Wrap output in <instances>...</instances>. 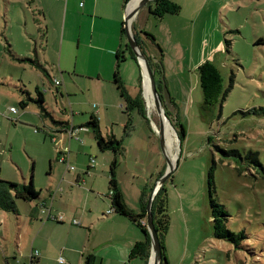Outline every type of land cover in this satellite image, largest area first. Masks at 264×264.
Masks as SVG:
<instances>
[{
    "label": "rangeland",
    "instance_id": "rangeland-1",
    "mask_svg": "<svg viewBox=\"0 0 264 264\" xmlns=\"http://www.w3.org/2000/svg\"><path fill=\"white\" fill-rule=\"evenodd\" d=\"M174 1L181 6L177 15H168L161 21L150 13L146 17L148 11L142 9L135 21V26L154 36L157 46L140 32L145 52L160 66L164 78L162 106L177 138L176 144L175 136L171 137L170 150L165 144L166 155L168 150L176 154L173 169L163 183L169 216L162 243L165 257L167 254L170 263L175 264H264V0ZM169 18L172 21H166ZM67 21V11L57 0H0V112L4 113L0 126L1 134L2 131L6 134V145L4 138L0 143V179L26 184L32 180L33 188L41 194L30 202L14 197L18 212L5 211V218L2 214L0 264H6L3 253L14 252L19 256L17 247L21 246L16 241L21 242L23 237L24 244L28 237L35 242L33 249L38 253L44 243L49 247L51 244L53 249L57 247L56 238L65 235L66 230L60 226L52 230L54 224L50 223L40 232V223L66 222H60L61 216L58 220H45L46 214L40 213L39 206L46 197L50 203V193L65 174L71 179L77 171L91 165L93 159L94 165L88 170L89 175L83 173V179L88 177L97 188L103 181L106 192L109 186L113 152L101 150L89 128L88 133H80L81 142H70L69 160L65 156L62 164L59 160L62 154L55 160L56 144L40 131H34L41 127L39 108L35 101L27 99V92L36 98V88L39 89L45 109L58 121L65 118L69 126L77 128L93 114L100 119L103 136L111 129L118 132L122 151L117 155V170L123 180L140 183L144 181L142 174L151 177L153 167L168 166L158 136V113L152 104L144 115L138 108L127 112L125 101L99 108L100 92L89 91L85 86L90 77L97 84L112 82L115 73L120 79L119 72L123 73V80L127 79L130 66L139 72L125 45L126 32L122 44L129 57L123 65L121 57L125 50L118 48L119 40L114 46L117 51L108 52L109 41L92 42L77 25L70 26ZM175 28L180 33L176 34ZM61 29L65 32L63 39ZM168 29H172V35H166ZM205 60L217 65L224 88H228L225 98L207 109L202 108L197 74L198 65ZM154 78L159 81V74ZM21 87L27 92L23 94ZM113 90L118 98L119 91ZM19 97L27 99V108L20 107ZM10 105L18 109L17 117L8 111ZM19 114L37 119L28 122L19 119ZM121 121L124 122L119 125ZM176 132L181 135L179 139ZM66 179L65 176L59 182L63 197L59 198L58 192L53 209L72 205L74 198L81 207L86 201L84 189L89 184H75L71 179V188L65 186ZM209 179L214 187L212 197L230 214L226 227L243 232L241 237H235L236 242L213 236ZM107 210L105 214H109ZM74 224L79 222L74 220ZM54 255L51 252L44 264H64L62 256L63 261L59 262L58 254ZM22 263L25 262L19 264Z\"/></svg>",
    "mask_w": 264,
    "mask_h": 264
},
{
    "label": "crops",
    "instance_id": "crops-1",
    "mask_svg": "<svg viewBox=\"0 0 264 264\" xmlns=\"http://www.w3.org/2000/svg\"><path fill=\"white\" fill-rule=\"evenodd\" d=\"M59 6L61 8L66 9L67 15H68V21L67 24L71 25H77L80 32H83L86 37L90 41H97L101 42L103 44H106L109 41L110 46H106V51L108 52H116L118 48H123L122 50H125L123 53V56L121 57V60L124 61L123 65L127 63L128 57L126 55V48L123 46L124 42V33L120 32V26L124 28V17L126 16L127 7L125 6L123 0H57ZM80 3H82L80 5ZM152 3V0L147 2L145 5H143L135 14L128 26V30L131 27V32L136 33L139 37H142L143 35L140 33L143 32V29H140L139 26H135V21L138 19L140 15V10L147 9L148 12H146V17H148L149 13V4ZM129 5V4H128ZM134 8V5L131 6L130 11ZM39 12V8H37ZM144 11V10H143ZM168 15H165L162 19H166ZM166 20L168 22L172 21ZM65 25V21L63 23V26ZM71 28V27H69ZM125 31V30H124ZM173 31H175L176 34L180 33L179 28H175ZM148 32V31H147ZM64 30L61 29V36L63 39L64 36ZM166 35H172V29H168ZM78 36H81L79 33ZM117 40H119L121 45L119 44L118 48H114L116 45ZM128 54V53H127ZM133 61V59H131ZM155 61V59L153 60ZM138 64L137 60L136 63ZM137 66V65H136ZM43 67V66H42ZM139 72L138 69L134 70L133 66H130V68L127 71V79H124L123 73L120 74L119 77L122 81V86L124 89V94L126 97V100H124L121 96L118 98L116 97V94L114 93L113 88L116 89L115 83L112 81L107 80L104 84H97L93 81V77H90L87 82H85L87 85L86 88L90 90H97L100 92L101 95V102L99 104V108L102 106L112 105L113 102H120L125 101L127 104V98L131 99L129 94L133 96V98L139 97L142 101V106L146 110L151 109L153 107V99L149 88L145 87V83L143 80V74H142V68L139 66ZM81 74V73H80ZM70 75V74H69ZM40 74H37V77L39 78ZM79 77L80 75H76ZM131 79V80H130ZM139 80V83L137 82ZM143 80V85H142ZM114 84L113 85L111 84ZM128 84L130 86H128ZM75 85L78 88L79 82L78 79H75ZM62 86L65 88L66 85L62 81ZM133 87V89H132ZM134 90V91H133ZM118 93V92H117ZM119 94V93H118ZM112 97V99H111ZM44 98V97H43ZM20 100H23V97H19L17 102L19 103ZM164 103V101H163ZM150 104L151 107H150ZM125 105V104H124ZM165 105V103H164ZM13 105H10L11 107ZM122 107V105H119ZM27 108V106L25 107ZM64 108H61L62 111ZM8 111L16 116L17 113H13L12 111ZM64 112V111H62ZM100 112V111H99ZM99 112L97 114H99ZM3 116L4 113L0 112V116ZM17 117V116H16ZM19 119L28 121V122H35L36 117H29V115L26 114H19ZM60 120L66 121L65 118H59ZM109 120V119H108ZM39 121L41 124V127L37 130L34 129L36 132L43 133L44 137H48L52 143L56 144L55 146V152H56V159L60 154H63L67 157L69 160L70 157V142L73 141H82L80 137L81 132H87L89 131V128L84 126V124H80L79 126H75L77 128L83 127L82 129H78L77 135L80 137L79 140H76L69 136L68 133L61 132L58 134L53 135L54 128L56 129L58 126H55L54 124H51L48 122L47 118H44L39 115ZM67 122V121H66ZM100 122V119H98V124ZM124 121H121L119 123L122 124ZM74 126V125H72ZM101 128V126H99ZM3 128V126H2ZM37 128V127H35ZM108 134L113 135L115 138L119 139L118 132L116 131H109ZM0 143L3 141L2 138L5 139L3 141L4 146L6 145V134L2 131L1 134V126H0ZM43 137V138H44ZM93 137V136H92ZM2 153V150H0V154ZM62 164L64 162L61 161ZM91 165H87L85 170L77 171L76 174L71 176V179L74 180L76 183H86L89 184V188L84 189L85 194V203L82 205L77 204V200L74 198L72 201L74 202L72 205H67L64 208L56 206L55 209H53L52 202L54 201L55 196L59 192V198H62V189L59 187V182L61 180H64V177L66 176V181H64L65 186L71 185L73 181H71L70 177L63 176L59 182L58 185L55 187L54 191L50 193V203L48 204L47 197L44 198L46 201L47 206L49 207L50 215L61 216L60 222H66L64 224H57L55 222L48 221L46 218H44L47 221H44L40 223V232L43 231L50 223L54 224L52 226V230L57 229V226L62 227L66 230V234L63 236H58L56 239V245L53 249L52 245L51 247L48 246L47 243H44L41 245L40 252L36 257L33 258L31 264H44L46 260H49L50 253L54 252L56 256H62L65 261L64 264H85L86 257L90 256L92 260V264H141L142 260L140 259H128L129 250L132 246V244L138 240L139 238H142V235L140 234L137 227L130 222V220L122 215L116 214V213H109L105 214V211L110 206L109 198L106 197V190L105 187L103 188V181L99 182V187L97 188L94 181H89V178L86 177L83 179V173L86 175H89L90 168L94 165V160L92 159L89 162ZM34 167V166H33ZM155 168L154 171H151V177L148 179V173L142 174L144 176V181L140 183H136L133 180H123V178L120 175V170L118 169L116 171L117 180H118V186L120 188V191L122 193V196L124 198V201L126 205L135 213H138L142 210V205L146 204L148 200V196L152 190V187L156 180V175L161 172V170H165V165L161 167L160 165L153 167ZM161 168V169H160ZM89 170V171H88ZM153 170V169H152ZM104 170H102L103 172ZM164 172V171H163ZM91 176V175H90ZM104 179L107 181L106 174L103 176ZM8 181H11L10 179H5ZM16 182V181H13ZM33 184L32 180L30 181ZM18 183V182H17ZM108 183V182H107ZM26 184V183H23ZM81 187V186H78ZM67 188V187H66ZM108 188V187H107ZM105 190V191H104ZM39 192V196H40ZM62 196V197H61ZM15 206L17 207V204L15 203ZM70 206V207H68ZM4 213L5 218V211H0V226L3 221L2 214ZM45 213L47 216V212H41ZM8 214V213H6ZM33 212L31 211L29 214V218H31V215ZM45 216V217H46ZM9 217V214L8 216ZM17 219V218H16ZM72 219H75L79 222V224H73L71 221ZM68 223V224H67ZM5 227L3 228V230ZM23 229V228H22ZM1 230V229H0ZM28 231L25 229L24 234H28ZM3 236V235H1ZM49 237V236H48ZM3 238V237H2ZM165 240L168 242V238L166 236ZM18 244L17 246H21V249L17 247V251H19V256L17 253H11V254H4L5 262L6 264H19L20 262H28L29 257L28 253L30 250L33 249L34 243L32 240L26 238L24 244V237L21 242L16 241ZM28 244V245H27ZM23 246V247H22ZM5 248V245L2 247ZM29 249V250H28ZM5 250V249H4ZM168 253V252H167ZM57 256V257H58ZM168 264H175L170 263L171 257L167 256ZM18 260V261H17ZM49 263V261L47 262Z\"/></svg>",
    "mask_w": 264,
    "mask_h": 264
},
{
    "label": "trees",
    "instance_id": "trees-1",
    "mask_svg": "<svg viewBox=\"0 0 264 264\" xmlns=\"http://www.w3.org/2000/svg\"><path fill=\"white\" fill-rule=\"evenodd\" d=\"M127 1L128 0H123L124 4H126ZM180 10H181V6L174 0H152V3L149 4V13L154 15L155 18L157 19H162L165 15H177L180 12ZM124 30L125 28L120 26V32L124 33ZM142 33L145 36H147L149 39H151L152 42L155 44L154 36L152 34H150L147 31L142 32ZM133 36L135 37L138 45L140 46L141 50L145 54L150 64V68L153 73V76H155L156 73L159 74L160 79L159 81L155 80V84H156V88H157L159 97L161 99V102L163 104V95L161 93H162V83H163L164 78L161 73L160 66L157 62L153 61V58L147 55V53L145 52V48H144L145 44H144L143 38L139 37L135 32L133 33ZM125 45L129 49L130 58L136 62V58L131 48L129 47L127 43ZM37 65L39 66V69H43L39 63ZM118 66H119V62L117 61L116 68ZM197 74H198L199 85H200V89L202 93V108L207 109L208 107H212L213 105H215L217 102L219 101L221 102V100L225 98L228 92V88L227 87L224 88L223 78L220 74V71L217 65L214 64L213 61L205 60L198 65ZM113 82L115 83V86L117 90L119 91V95L124 100H126L122 83L120 79L118 78V73L114 74ZM20 91L24 94L25 93L24 91L26 90H23V87H21ZM36 93H37V97L32 98L29 96V93L27 92V96H28L27 99L31 101H35L37 103L40 116L45 117L47 119L49 118L51 121L50 122L51 124L58 126L56 129L54 128L53 135L61 133V132L67 133V131L72 127V125L69 126V124L64 120L58 121L54 119L53 116L44 107V100H43L42 92L36 88ZM27 99H25L24 97L23 100L19 101V105L21 108H25L27 106L28 104ZM133 108H138L139 112L142 115L145 114V109L143 108L142 101L139 97H136L133 99L127 98V104H126L125 110L128 112ZM164 113L168 117L165 107H164ZM84 126L92 130L93 137L96 140L98 147L101 150L107 149L113 152V158L110 161L109 171H108L109 172V180H108L109 186H108L107 196L110 201V209H109L110 211L107 213H116V214L122 215L128 218L130 222H132L137 227L140 234L142 235V238H139L132 244L129 250L128 259L129 260L140 259L142 260L141 264H147L149 254H150V238L146 230V219H145L146 204L142 205V210L140 212L138 213L133 212L126 205L124 201V198L118 186V180L116 177V170H117V164H118L117 155L121 153L122 151L121 141L120 139L115 138L111 134H108L107 136H103L100 132L98 119L93 114L90 115L89 120L84 123ZM124 128L127 129V125H125ZM177 136L179 139L181 135L177 133ZM161 174H162V170L156 175V179L160 177ZM208 182H209L208 183L209 199H210V207H211L210 217L212 218V222H213V236L217 239H224L230 242H236L237 240L234 241L235 237L236 236L241 237L243 235V232L240 231L236 233L230 230L228 227H226V221L228 217L230 216V214L225 209L223 204H221L215 198L212 197L211 193L212 191L214 192V187L211 186L210 184L211 179H209ZM14 197L17 199L30 202L32 200L39 198V192L33 188V185L31 182L30 184H23V183L8 181L5 179L4 180L0 179V210L7 211V212H16L17 208L15 206ZM45 201L46 200L44 199L40 202V206H39L40 211L47 212L46 219L58 220V216L55 217L54 215L53 216L50 215L49 207L47 206ZM166 204H167L166 192H165L164 185L162 184L160 188L157 190V192L155 193L152 199V202H151V212H152L153 224H154V228L158 235L161 256H162L160 264H163L164 261L166 262V264H168V260H167V257H165L164 247L162 244L164 233L167 229L168 219H169V216L167 214ZM73 220L75 219H72V223L74 224ZM33 251L35 250L34 249L30 250V252L28 253V257H29V254ZM36 256L34 255L32 256V258L30 256L29 261L26 263H22V264H31L33 258ZM85 264H92V260L90 256L86 257Z\"/></svg>",
    "mask_w": 264,
    "mask_h": 264
},
{
    "label": "water",
    "instance_id": "water-1",
    "mask_svg": "<svg viewBox=\"0 0 264 264\" xmlns=\"http://www.w3.org/2000/svg\"><path fill=\"white\" fill-rule=\"evenodd\" d=\"M131 1L132 0H128L126 2L125 6H128V4ZM149 1H151V0H137L134 8L130 12H128L126 14V16L124 17V28H125L127 43L129 45V47L131 48L139 66H141V63H142L145 67L146 72H147V76H148V80H149V84H150V91H151V95H152V99H153V104H154V107H155V109L158 113V116H159V134H158V136H159V140H160V146H161L162 152L165 154V156H167L166 152H165V139H164V134H163V130H162L163 125H162L161 119H162V117L165 118L167 121H168V119L164 113V108L162 106V102H161V99L159 97V94H158V91L156 88L155 79H154L153 73L151 71L150 64H149L145 54L141 50L140 46L138 45L135 37L133 36V33H131L128 30L129 20L131 21L132 17L136 14V12ZM167 161H168V166L165 169V172L163 174H161V176L155 180V183L152 187V190L148 196V200L146 203V213H145L146 214V217H145V219H146V230H147V233H148L149 238H150V254H149L147 264H160L161 263L160 243H159L157 232H156V230L154 228V224H153L152 212H151V202H152V199H153L155 193L160 188V186L165 182V180L170 175V172L173 169V167H172V165H170L168 159H167Z\"/></svg>",
    "mask_w": 264,
    "mask_h": 264
},
{
    "label": "bare ground",
    "instance_id": "bare-ground-1",
    "mask_svg": "<svg viewBox=\"0 0 264 264\" xmlns=\"http://www.w3.org/2000/svg\"><path fill=\"white\" fill-rule=\"evenodd\" d=\"M136 2H137V0H132L129 3V5L127 7V12H130L131 6L132 5L135 6ZM129 23H130V20L128 22V26H129ZM141 67H142L143 80H144V83H145L144 85H145L146 88L150 89V84H149L147 72H146L145 67H144V65L142 63H141ZM153 107H154V105H153ZM161 121H162V125H163V129L162 130H163V134H164L165 144H166L167 148L170 150L171 147H172V145H171V143H172L171 137L175 136V138H176V135H175V132L172 129L171 125L169 124V122L165 118L162 117ZM176 144H177V138H176ZM169 150L167 151L168 152L167 157H168L170 165H173L174 161H175L176 154H175V152H174V154H172V152L169 151Z\"/></svg>",
    "mask_w": 264,
    "mask_h": 264
},
{
    "label": "built area",
    "instance_id": "built-area-1",
    "mask_svg": "<svg viewBox=\"0 0 264 264\" xmlns=\"http://www.w3.org/2000/svg\"><path fill=\"white\" fill-rule=\"evenodd\" d=\"M55 84H58V81L57 80H55V82H54ZM9 110L10 111H12L13 113H17V108L15 107V106H11V107H9ZM83 127H79V128H74V127H71L68 131H67V133L69 134V136L70 137H72V138H74V139H79V137H78V135H77V131H78V129H82ZM65 159V156L62 154L61 156H60V158H59V160L60 161H63ZM68 168L69 169H72L73 167L72 166H68ZM110 210L108 209L107 210V212H109ZM73 222H74V220H73ZM38 254V252L35 250V251H33V252H31L30 254H29V257L31 256V258H32V256H36ZM58 260H59V262H62L63 261V258L61 257V256H59V258H58Z\"/></svg>",
    "mask_w": 264,
    "mask_h": 264
}]
</instances>
